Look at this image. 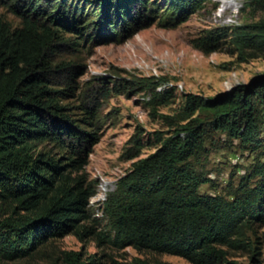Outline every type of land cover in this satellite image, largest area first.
<instances>
[{
	"label": "trees",
	"instance_id": "trees-1",
	"mask_svg": "<svg viewBox=\"0 0 264 264\" xmlns=\"http://www.w3.org/2000/svg\"><path fill=\"white\" fill-rule=\"evenodd\" d=\"M210 0H0L19 20L0 13V264L35 256L50 240L74 234L95 236L100 246L175 255L190 264H231L232 252L251 254L262 264L258 229L264 225V75L214 97L189 93L185 106L162 133L158 151L134 164L107 203L109 233L97 231L89 199L94 183L82 169L99 141L102 99L140 85L157 91L166 78L117 79L91 86L71 108L79 66L59 61L66 49L87 34L94 43L116 42L158 22L176 27ZM250 11H264V0H251ZM72 36L68 37L67 34ZM229 42L239 62L264 55V17L253 23L219 28L201 36L203 53ZM172 92H156L155 108ZM78 111L76 118V112ZM229 149L251 163L238 178L213 194L203 164L221 136ZM217 136H220L217 139ZM137 138L132 157L141 153ZM68 264L84 263L80 253H65ZM116 264H149L145 260Z\"/></svg>",
	"mask_w": 264,
	"mask_h": 264
},
{
	"label": "rangeland",
	"instance_id": "rangeland-1",
	"mask_svg": "<svg viewBox=\"0 0 264 264\" xmlns=\"http://www.w3.org/2000/svg\"><path fill=\"white\" fill-rule=\"evenodd\" d=\"M241 0L237 6H223V0H210L205 7L193 14L186 22L176 27H163L158 22L143 27L130 37L116 42L92 43L87 34L79 41V46L66 49L59 56V61H71L79 66L76 77L74 97L63 102L71 108L78 106L88 88L98 86L103 81L117 79L140 81L148 78H166L156 92H172L170 102L158 105L156 92L142 89L140 85L127 89L123 94L111 93L102 99L99 114V141L94 145L82 173L87 181L94 183V194L89 199L91 219L95 220L97 231L109 233L111 219L106 207L110 197L118 190L120 181L128 175L136 162L156 153L161 147L159 134L171 135L176 127L169 123V116H176L185 106L189 93L214 97L220 93L250 84L255 78L264 75V55L249 62H239L238 55L230 51L229 42L215 51L203 53L195 47L201 36L219 28L253 23L264 17V11L252 13L249 2ZM166 8L169 0H158ZM0 13L15 25L19 20L0 7ZM72 36L71 33L67 34ZM76 118L78 111H75ZM220 136H217V139ZM141 139V153L131 158L133 144ZM212 147L204 161L203 172L211 180L202 186V192L213 194L223 189L234 166L238 167V178L246 173L251 163L247 154L236 149H229L222 142ZM261 243L260 259L264 264V225L258 229ZM80 253L84 263L116 264L145 260L149 264H190L185 259L168 254L138 252L133 247L112 248L108 244L100 246L95 236L82 241L74 234L50 240L39 249L35 256L15 260L8 264H68L65 253ZM231 264H253L250 253L236 251L231 253Z\"/></svg>",
	"mask_w": 264,
	"mask_h": 264
},
{
	"label": "bare ground",
	"instance_id": "bare-ground-1",
	"mask_svg": "<svg viewBox=\"0 0 264 264\" xmlns=\"http://www.w3.org/2000/svg\"><path fill=\"white\" fill-rule=\"evenodd\" d=\"M241 0H223V6H237Z\"/></svg>",
	"mask_w": 264,
	"mask_h": 264
}]
</instances>
